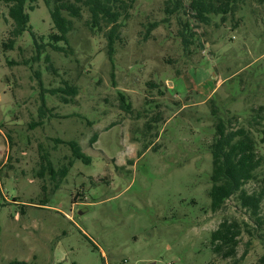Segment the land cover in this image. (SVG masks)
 <instances>
[{"label": "rangeland", "instance_id": "rangeland-1", "mask_svg": "<svg viewBox=\"0 0 264 264\" xmlns=\"http://www.w3.org/2000/svg\"><path fill=\"white\" fill-rule=\"evenodd\" d=\"M164 1L135 0L113 67L86 16L74 20L67 54L45 46L33 60L28 32L3 49L12 21L0 4V264H262L264 230H253L237 195L212 212L207 190L219 119L252 128L264 160L263 136L248 123L264 106V4L246 0L233 19L212 14L203 24L191 0L171 16ZM32 6L29 25L47 43L48 8ZM186 21L194 40L185 47ZM65 82L77 89L68 104L50 93ZM43 102L49 112L40 119ZM69 141L90 163L67 167ZM64 166L65 178L51 173ZM256 173L248 193L264 189V163ZM224 220L243 230L229 259L210 246Z\"/></svg>", "mask_w": 264, "mask_h": 264}, {"label": "trees", "instance_id": "trees-1", "mask_svg": "<svg viewBox=\"0 0 264 264\" xmlns=\"http://www.w3.org/2000/svg\"><path fill=\"white\" fill-rule=\"evenodd\" d=\"M48 8L52 30L47 36V43L43 42L42 37H37L32 32L29 25L28 10H32V3L35 0H0L7 9L9 19L12 21V27L2 47L5 50H13L16 41L25 32L31 34L35 42V50L37 56L43 51L45 46L50 47L54 52H63L67 54L70 50L68 34L74 29V20H79L86 16L84 23L87 29L93 35H101L105 40L106 55L108 61L113 67V55L115 46L122 40L121 29L124 23L130 18V12L133 9L135 0H42ZM252 1V0H251ZM264 4V0H257ZM246 4V0H191L189 8L193 11V16L201 23H209V15L215 14L221 16V21L226 22L227 16L233 19L235 14L241 10V7ZM181 10L184 11L182 0H165L164 12L168 15L178 14ZM242 17L235 20L241 21ZM155 24H150V28L155 27ZM236 27V26H235ZM150 31V29H148ZM179 35L182 38L183 45L193 43L194 33L191 31L189 23L186 21ZM52 95H58L60 101L64 104L71 103L73 97L77 95L75 86L65 82L64 87L51 90ZM119 98L126 112L130 111V104L126 101V97L119 93ZM49 112L44 108V102L39 109V117L42 119ZM253 113L249 120V125L258 126L257 131L263 136L260 142L264 143V128L262 122L264 120V106H258L251 110ZM230 120L224 121L219 119L215 126V135L212 143L209 145L211 154V172L209 176L210 187L207 190V196L210 200V210L217 212L222 209L225 202L237 195V200L242 208L249 212L255 226L254 231L264 230V216H261V203L264 199V189L248 193L244 186L256 179L257 170L262 167L264 160L258 154V143L251 136L252 128H238L236 130L228 129ZM146 128L151 127L147 123ZM259 142V143H260ZM67 145L71 149L73 159L67 164V167L72 166L74 160H81L84 163H90V159L85 155L77 142L69 141ZM144 150H147L152 145L147 144ZM155 150V148H153ZM48 154L41 156V163H48ZM42 165V164H41ZM43 166V165H42ZM64 166L57 172H51L56 175L60 172V178H65L68 168ZM246 224L247 234L251 235ZM242 228L236 221L229 222L224 220L219 224L217 229L210 233V246L214 254L219 255L223 259L234 258L236 249L239 243V237L242 234ZM264 241V233L262 234ZM264 264V257L260 260ZM8 264H27L26 261H11Z\"/></svg>", "mask_w": 264, "mask_h": 264}]
</instances>
